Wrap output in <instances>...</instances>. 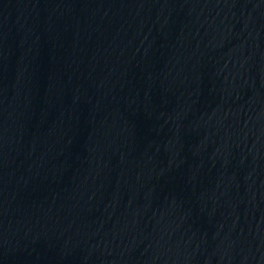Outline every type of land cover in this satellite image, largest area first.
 I'll return each mask as SVG.
<instances>
[{"label":"water","instance_id":"obj_1","mask_svg":"<svg viewBox=\"0 0 264 264\" xmlns=\"http://www.w3.org/2000/svg\"><path fill=\"white\" fill-rule=\"evenodd\" d=\"M0 264H264V0H0Z\"/></svg>","mask_w":264,"mask_h":264}]
</instances>
